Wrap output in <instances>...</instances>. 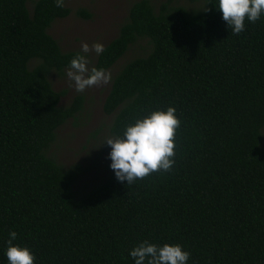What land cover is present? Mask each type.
Here are the masks:
<instances>
[{
    "label": "trees",
    "instance_id": "1",
    "mask_svg": "<svg viewBox=\"0 0 264 264\" xmlns=\"http://www.w3.org/2000/svg\"><path fill=\"white\" fill-rule=\"evenodd\" d=\"M189 1L206 8L133 2L94 65L107 71L148 40L149 52L113 77L102 111L116 137L174 107V165L130 185L112 172L76 198L79 168L48 155L56 130L84 105L76 95L60 106L65 91L49 80L79 52L48 34L71 10L0 0V264L10 231L35 264H133L129 250L145 240L181 245L187 264H264V15L233 34L215 0Z\"/></svg>",
    "mask_w": 264,
    "mask_h": 264
},
{
    "label": "rangeland",
    "instance_id": "2",
    "mask_svg": "<svg viewBox=\"0 0 264 264\" xmlns=\"http://www.w3.org/2000/svg\"><path fill=\"white\" fill-rule=\"evenodd\" d=\"M137 0H64L71 14L64 19H56L48 29L63 52L80 51L82 43L91 47L93 43L106 46L116 37L119 26L126 20L129 7ZM169 0H150L154 7ZM173 6H182L196 12L206 8L204 1L191 3L189 0H170ZM28 7L31 4L28 3ZM84 9L90 18H81L75 11ZM150 50L147 39H138L130 46L126 54L109 70L111 80L86 88L77 93L71 81L66 77V70L61 74L51 72L49 80L55 91H65L60 100V106H67L72 98L81 95L84 98L82 111L74 119L68 120L55 132V139L49 148L48 155L64 170L79 168V174L73 182V192L76 198H81L102 184L112 173L108 165L109 146L103 144L112 135L109 127L111 116L102 111L103 101L110 89L113 77L121 67L138 57H144ZM89 67H94L97 56L88 54ZM261 146L264 147V129L261 136Z\"/></svg>",
    "mask_w": 264,
    "mask_h": 264
},
{
    "label": "clouds",
    "instance_id": "3",
    "mask_svg": "<svg viewBox=\"0 0 264 264\" xmlns=\"http://www.w3.org/2000/svg\"><path fill=\"white\" fill-rule=\"evenodd\" d=\"M54 4L62 8L64 0H54ZM215 7L233 34L244 31L245 20L255 23L264 15V0H215ZM90 51L100 55L104 46L82 43L68 64L66 77L77 93L111 80V74L104 69L88 66ZM179 126L176 110L170 106L149 112L126 125L121 135L107 138L103 144L110 148L108 167L117 182L130 185L151 173L170 171L175 163L174 136ZM16 238L15 231L8 233L3 250L7 264H35V256L28 247L13 243ZM128 254L133 264H187L189 259V252L179 244L158 246L147 240L132 247Z\"/></svg>",
    "mask_w": 264,
    "mask_h": 264
}]
</instances>
